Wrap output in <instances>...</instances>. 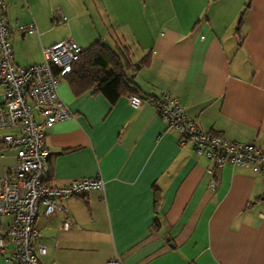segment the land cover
<instances>
[{
  "label": "crops",
  "instance_id": "crops-1",
  "mask_svg": "<svg viewBox=\"0 0 264 264\" xmlns=\"http://www.w3.org/2000/svg\"><path fill=\"white\" fill-rule=\"evenodd\" d=\"M13 62L42 60L71 38L125 46L143 96L167 93L188 118L227 140L264 150V0H4ZM241 17V20H240ZM240 21V23H239ZM33 24L24 33L18 27ZM74 116L44 129L47 181L101 177L103 192L71 197L35 226L41 264H264V180L251 169L179 146L151 104L74 93L58 76ZM1 100V86H0ZM16 134L17 128L0 130ZM0 143V176L16 162ZM73 222L60 227L64 218ZM2 224L6 218H1ZM0 264H10L0 256Z\"/></svg>",
  "mask_w": 264,
  "mask_h": 264
},
{
  "label": "built area",
  "instance_id": "built-area-1",
  "mask_svg": "<svg viewBox=\"0 0 264 264\" xmlns=\"http://www.w3.org/2000/svg\"><path fill=\"white\" fill-rule=\"evenodd\" d=\"M5 7L4 0H0V130L17 128L18 133L5 132L1 137L4 147L15 149L16 162L0 176V219L6 218L5 224L0 222V256L10 264H41L38 257L45 254V247L38 242L35 226L40 209L48 216L60 208L59 201L84 198L91 190L103 192L105 183L99 176L72 179L63 185L47 181L49 151L44 129L74 116L58 96V76L70 70L81 48L71 38H64L43 47L39 63L16 66ZM33 28L29 24L17 30L24 33ZM127 101L133 108L151 104L167 128L178 133L179 146L189 145L196 156L212 160L215 167L230 164L248 168L264 180V150L203 129L187 117L177 98L164 92L158 99L129 94ZM71 225L72 220L66 217L60 227L68 229ZM105 264L123 261L115 256Z\"/></svg>",
  "mask_w": 264,
  "mask_h": 264
},
{
  "label": "trees",
  "instance_id": "trees-1",
  "mask_svg": "<svg viewBox=\"0 0 264 264\" xmlns=\"http://www.w3.org/2000/svg\"><path fill=\"white\" fill-rule=\"evenodd\" d=\"M146 62L148 55L133 63L127 47L121 45L111 47L96 41L81 49L78 59L62 77L68 80L74 93L93 88L94 93L102 94L111 103L121 94L146 97L141 94L130 74L140 64Z\"/></svg>",
  "mask_w": 264,
  "mask_h": 264
}]
</instances>
